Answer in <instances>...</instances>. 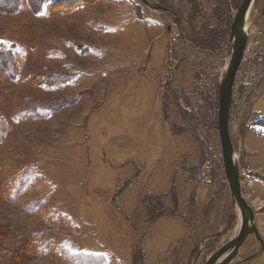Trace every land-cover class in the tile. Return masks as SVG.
<instances>
[{
	"label": "rangeland",
	"instance_id": "1",
	"mask_svg": "<svg viewBox=\"0 0 264 264\" xmlns=\"http://www.w3.org/2000/svg\"><path fill=\"white\" fill-rule=\"evenodd\" d=\"M62 1L11 0L16 11L0 12V264H68L60 249L104 264H206L221 242L181 239L185 218L201 222L197 202L227 184L218 130L202 118L230 36L200 45L180 13L156 9L163 0ZM227 3L233 26L242 2ZM247 33L230 129L243 194L264 204V127L253 125L264 119V0ZM167 81L185 94L182 109L203 108L199 141L173 99L163 106ZM161 202L173 213L151 223ZM214 215L201 230L213 231Z\"/></svg>",
	"mask_w": 264,
	"mask_h": 264
},
{
	"label": "trees",
	"instance_id": "2",
	"mask_svg": "<svg viewBox=\"0 0 264 264\" xmlns=\"http://www.w3.org/2000/svg\"><path fill=\"white\" fill-rule=\"evenodd\" d=\"M170 0H163L162 1V7L165 10H168L170 12H175L177 15H180L184 20L186 21V25L188 27V32L189 34L194 36V39L200 44L204 45L203 43L206 44L208 47H213L217 45H224L228 43V37L230 36L231 32V26L232 22L230 19L229 15V10H228V0H172L174 1L170 6L171 3H169ZM182 1H186L187 7L189 9L188 12L184 13L182 11ZM11 0H0V12L3 13H12L15 12L16 9H9L8 7L12 6L9 4ZM63 3L66 4V6H73V3H75L74 7H82L85 6L86 0H81V1H75V0H63ZM232 2H237V5L241 4L243 0H232ZM175 5L177 7H175ZM236 5V6H237ZM176 9H175V8ZM179 8V9H178ZM217 20L221 21L222 23L217 22ZM205 22V26L202 27V23ZM218 23V25L216 24ZM200 26V27H199ZM162 85V83H161ZM165 90L166 94L163 96V106L164 104L167 106V99H170L174 102V106L178 108V111L180 110L182 119L184 123H186L190 131L195 135V138L198 139L199 141V133H198V126L200 123V120H207V121H214V126L215 129L218 130V110H219V88L216 86L215 94L214 97L216 100L212 99V94L207 95L205 105L206 107L204 108V115L201 119L199 117L198 112L203 111V108L201 110H196L193 112L187 111L182 109L180 105V100L181 97L185 96V94H180L174 87L172 81H167L165 82ZM208 92V91H207ZM168 93L173 94V97L169 96ZM209 99V100H208ZM163 114L164 108H163ZM215 118V120H214ZM253 125H260L264 127V119L261 120H255L253 122ZM204 153V152H203ZM226 186V185H225ZM169 193V192H168ZM168 193L160 194L158 195L159 199H163V197L168 195ZM164 200V199H163ZM162 200V201H163ZM161 201V200H160ZM158 201V202H160ZM165 204L164 202H161L160 204L158 203L156 206L157 207H162V205ZM156 209V208H155ZM156 211V210H155ZM158 213V211H157ZM170 212L167 209L163 208L160 210V213L156 215L151 214L149 216L150 222H155L158 220V218L162 216L169 215ZM186 226L189 230V234L184 237L181 241L185 244H189L190 246L196 245V228H194L193 223L191 222L190 219H186ZM180 241V242H181ZM196 247V246H195ZM59 254L65 261H68V264H104L105 260L102 257L91 255V254H79L78 256L76 255H71L69 252L66 250H59Z\"/></svg>",
	"mask_w": 264,
	"mask_h": 264
},
{
	"label": "water",
	"instance_id": "3",
	"mask_svg": "<svg viewBox=\"0 0 264 264\" xmlns=\"http://www.w3.org/2000/svg\"><path fill=\"white\" fill-rule=\"evenodd\" d=\"M257 1L243 0L236 12L229 38L231 57L219 81L218 133L228 189L239 218L238 232L235 239L215 252L206 264H233L249 236L254 235L262 242L255 210L243 194L242 174L230 129L234 85L249 42L248 21Z\"/></svg>",
	"mask_w": 264,
	"mask_h": 264
},
{
	"label": "crops",
	"instance_id": "4",
	"mask_svg": "<svg viewBox=\"0 0 264 264\" xmlns=\"http://www.w3.org/2000/svg\"><path fill=\"white\" fill-rule=\"evenodd\" d=\"M143 55H147V50L144 51ZM252 172L253 170L251 169L249 171V174H251ZM214 185L215 184H213V186ZM221 185L222 186L226 185V186L224 188H219L222 191L218 190L217 197L214 198L212 196L213 200H211V203L202 205L199 202H197L195 206V211L192 212L194 216H196L194 214L195 212L199 214L201 217L200 224L197 223V220H195L194 218L191 219V222L193 223L194 228H196V233H197L196 234V244L198 246L199 245L202 246L203 244H208V243L213 245L215 242H221L220 246L217 249L219 250L220 248H222L223 246L231 242L233 239H235L237 235L238 226H239L238 214L236 212V209L232 202L231 197H229L230 193L228 192L229 191L228 185L223 184L222 182H221ZM208 188L215 189L214 187H208ZM243 188H244L245 198L250 202L251 206L255 210L256 225H257L260 237L262 239V242H260L254 235L249 236L245 244L241 248L239 256L237 257V259L235 260L233 264H262L261 260L259 261V259L264 255V239H263L264 237V204H263V201L259 197H255L253 196L251 192L247 191L245 185ZM220 197H222L223 199L224 203L222 207H224V211L226 210L225 213L227 214V217H226V214L220 217V215H218L217 213L218 212L217 199ZM228 201H231V203H229ZM227 202L229 203L228 205H227ZM211 205L212 206L214 205V206L211 207ZM208 213L210 216H212V214H215L213 217L215 220V226L214 228L210 229V230H213L212 232L207 231L206 228L204 230L203 229L201 230L202 225L207 222V220L205 219L207 218L206 216L208 215ZM185 228L186 230H188L186 224H185ZM228 232H232V235L227 236L226 234ZM188 234H189V230L188 232L186 231V234L182 237V239L186 237ZM213 254L214 253H212L211 256ZM211 256H209L208 259Z\"/></svg>",
	"mask_w": 264,
	"mask_h": 264
},
{
	"label": "built area",
	"instance_id": "5",
	"mask_svg": "<svg viewBox=\"0 0 264 264\" xmlns=\"http://www.w3.org/2000/svg\"><path fill=\"white\" fill-rule=\"evenodd\" d=\"M204 169H205V172L202 173L201 179L204 178L205 181H208L209 182V171L207 170L208 169L207 166H205ZM203 184H208V183L207 182H204Z\"/></svg>",
	"mask_w": 264,
	"mask_h": 264
},
{
	"label": "flooded vegetation",
	"instance_id": "6",
	"mask_svg": "<svg viewBox=\"0 0 264 264\" xmlns=\"http://www.w3.org/2000/svg\"><path fill=\"white\" fill-rule=\"evenodd\" d=\"M162 10H164V11H168V10H165V9H163V8H162ZM167 30L170 31L171 29H170V28H167Z\"/></svg>",
	"mask_w": 264,
	"mask_h": 264
},
{
	"label": "bare ground",
	"instance_id": "7",
	"mask_svg": "<svg viewBox=\"0 0 264 264\" xmlns=\"http://www.w3.org/2000/svg\"><path fill=\"white\" fill-rule=\"evenodd\" d=\"M227 67V66H226Z\"/></svg>",
	"mask_w": 264,
	"mask_h": 264
}]
</instances>
